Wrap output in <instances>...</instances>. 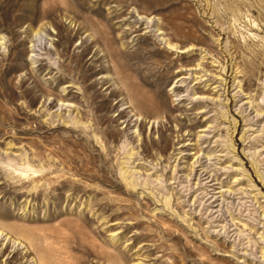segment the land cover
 I'll return each instance as SVG.
<instances>
[{
  "label": "rangeland",
  "instance_id": "374dc122",
  "mask_svg": "<svg viewBox=\"0 0 264 264\" xmlns=\"http://www.w3.org/2000/svg\"><path fill=\"white\" fill-rule=\"evenodd\" d=\"M0 219L48 264H264V0H0Z\"/></svg>",
  "mask_w": 264,
  "mask_h": 264
},
{
  "label": "bare ground",
  "instance_id": "6f19581e",
  "mask_svg": "<svg viewBox=\"0 0 264 264\" xmlns=\"http://www.w3.org/2000/svg\"><path fill=\"white\" fill-rule=\"evenodd\" d=\"M168 116H170V115L168 114ZM129 184L131 185V183H129ZM86 231H87V229H86ZM80 234H81V232H80ZM11 242L13 244H15L14 250H13L14 254L12 257H14L15 254H20L19 260L18 259L15 260V263H18V264H48L46 262L44 254H41L39 252V249L31 242L30 239H28L27 234L24 230H21V229L14 230L13 227H9L7 224H5L0 219V257H3L5 255L6 251L9 249V245ZM9 253H11V252H9ZM120 260H122V259H120ZM10 261L11 260H8V258H7L5 260V263L11 264ZM0 264H3L2 261H0ZM110 264H113V263H110Z\"/></svg>",
  "mask_w": 264,
  "mask_h": 264
}]
</instances>
